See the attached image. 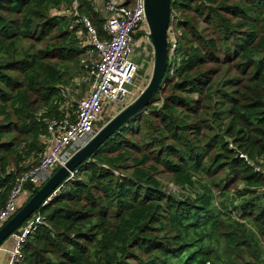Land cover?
Masks as SVG:
<instances>
[{
    "label": "trees",
    "instance_id": "trees-1",
    "mask_svg": "<svg viewBox=\"0 0 264 264\" xmlns=\"http://www.w3.org/2000/svg\"><path fill=\"white\" fill-rule=\"evenodd\" d=\"M172 16L161 88L33 214L23 264H264V0H172ZM84 17L104 35L94 0H0V210L48 122L76 120Z\"/></svg>",
    "mask_w": 264,
    "mask_h": 264
},
{
    "label": "built area",
    "instance_id": "built-area-1",
    "mask_svg": "<svg viewBox=\"0 0 264 264\" xmlns=\"http://www.w3.org/2000/svg\"><path fill=\"white\" fill-rule=\"evenodd\" d=\"M103 14L106 22L102 36L88 18L81 20L87 30L85 46L90 48L88 53L96 56V61L89 67L93 79L90 91L78 103L75 121L68 116L64 120L54 119L48 122L49 137L44 140L48 142V151L37 166L17 179L5 207L0 210V229L19 209L25 185L32 184L41 188L60 167L97 135L101 130L98 128L100 116L111 106H128L133 103L149 83L150 78L146 85H142L140 80L137 82L139 65L135 62L137 49L141 47L139 40L150 41L145 1L135 0L133 4L126 5V0H105ZM169 40L173 54L177 36L171 33ZM146 52L142 48L138 56L145 55ZM43 224L44 219L35 215L14 233V247L9 252L7 264H23V246L37 226Z\"/></svg>",
    "mask_w": 264,
    "mask_h": 264
},
{
    "label": "water",
    "instance_id": "water-1",
    "mask_svg": "<svg viewBox=\"0 0 264 264\" xmlns=\"http://www.w3.org/2000/svg\"><path fill=\"white\" fill-rule=\"evenodd\" d=\"M144 1L149 39L154 50L153 72L145 90L133 103L126 106L118 115L103 126L97 135L75 153L64 166L60 167L35 192L27 204L0 229V248L36 211L51 200V197L59 191L64 183L70 181L79 166L85 163L118 130L141 114L161 88L168 64V31L174 20L172 16V0ZM227 142H230V140H227ZM234 150L237 152L236 149ZM238 156L243 157L239 152Z\"/></svg>",
    "mask_w": 264,
    "mask_h": 264
},
{
    "label": "rangeland",
    "instance_id": "rangeland-1",
    "mask_svg": "<svg viewBox=\"0 0 264 264\" xmlns=\"http://www.w3.org/2000/svg\"><path fill=\"white\" fill-rule=\"evenodd\" d=\"M94 2H95L97 9L101 11L103 2L101 3V0H94ZM174 20H173V23H174ZM172 35L177 36V32L173 30ZM170 38H171V34H168V39ZM83 39L84 40H83L82 46H85L86 41H87L86 35H84ZM139 41L141 42V47L137 49L136 57H135V62L139 65L137 82H139L140 80L142 82V85H146L148 82L147 79L151 77L152 72H153L154 60H153L152 53L154 52V50H153V47H151L150 45L151 42L149 40H144V41L139 40ZM142 48H145L147 52L145 53V55L143 54L142 56H138V53L142 51ZM82 59L83 60L81 64L84 66V71H82L79 74V76L74 80V86L65 90L66 101H67L66 107L68 108H72L73 105L78 104L83 98H85L86 95L89 93L90 88L92 86L93 81L89 73V67L92 65L93 62L96 61V56L89 52L84 57H82ZM125 107L126 105L123 106L120 104L116 107L111 106L109 110L104 113V115L100 116V120H101L100 123L105 121L103 125L105 126L111 119H113L116 115H118ZM100 123L98 124V127L100 126ZM165 186H166V190L169 192H174L176 194L182 193L177 187L173 186L172 183L165 181ZM234 192L235 191L233 190L231 194H233ZM11 244H13V242L9 238L2 245L3 247H6V249L8 250L7 260L5 262L6 264L8 263L10 259L9 252L13 249L12 248L13 246L11 247Z\"/></svg>",
    "mask_w": 264,
    "mask_h": 264
},
{
    "label": "crops",
    "instance_id": "crops-1",
    "mask_svg": "<svg viewBox=\"0 0 264 264\" xmlns=\"http://www.w3.org/2000/svg\"><path fill=\"white\" fill-rule=\"evenodd\" d=\"M105 1V0H101V3ZM11 241L13 242V244H11V247H14V239L12 237H10ZM12 247V248H13ZM7 254H8V250L6 249V247H1L0 248V264H6V260H7Z\"/></svg>",
    "mask_w": 264,
    "mask_h": 264
}]
</instances>
